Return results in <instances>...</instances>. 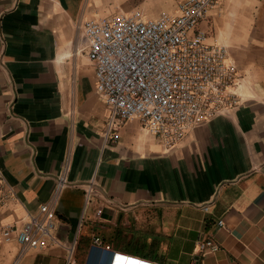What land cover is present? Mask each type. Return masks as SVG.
<instances>
[{"label": "crops", "instance_id": "obj_1", "mask_svg": "<svg viewBox=\"0 0 264 264\" xmlns=\"http://www.w3.org/2000/svg\"><path fill=\"white\" fill-rule=\"evenodd\" d=\"M182 1L0 0V223L43 221L49 203L58 240L2 243L0 264H65L72 246L78 264L92 245L161 264H264V0H215L201 25L243 75L227 115L171 149L137 118L106 134L84 21ZM208 237L217 252L198 250Z\"/></svg>", "mask_w": 264, "mask_h": 264}, {"label": "built area", "instance_id": "obj_2", "mask_svg": "<svg viewBox=\"0 0 264 264\" xmlns=\"http://www.w3.org/2000/svg\"><path fill=\"white\" fill-rule=\"evenodd\" d=\"M214 3L183 0L176 13L160 11L150 17L139 9L117 10L108 17L93 14L84 21L83 37L87 56L95 63L96 90L110 109L106 134L137 118L171 149L186 129L227 115L242 101L243 75L226 48L209 42L208 31L201 26ZM40 212L43 221L27 215L19 227L0 223V245L15 240L22 251L57 245L54 207L42 204ZM219 248L213 237L198 242L203 253ZM72 254L73 246L65 264H76ZM138 262L161 264L96 245L91 246L85 264Z\"/></svg>", "mask_w": 264, "mask_h": 264}, {"label": "rangeland", "instance_id": "obj_3", "mask_svg": "<svg viewBox=\"0 0 264 264\" xmlns=\"http://www.w3.org/2000/svg\"><path fill=\"white\" fill-rule=\"evenodd\" d=\"M108 16H111V15H108ZM120 253L125 254V255H128V256H132V257H135V258H139V259H142V260H145V261H150L148 259H143V258L138 257V256H135V255H130V254L123 253V252H120ZM75 255H76V257H75L76 260H78L77 261L78 264L79 263L85 264V261H86L85 257H86V255L84 254V252H82L80 249L79 250L76 249V254Z\"/></svg>", "mask_w": 264, "mask_h": 264}, {"label": "water", "instance_id": "obj_4", "mask_svg": "<svg viewBox=\"0 0 264 264\" xmlns=\"http://www.w3.org/2000/svg\"><path fill=\"white\" fill-rule=\"evenodd\" d=\"M138 264H145V263H142V262H138Z\"/></svg>", "mask_w": 264, "mask_h": 264}]
</instances>
